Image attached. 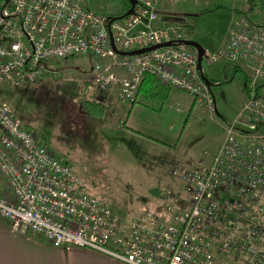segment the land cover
I'll return each mask as SVG.
<instances>
[{
    "label": "built area",
    "instance_id": "obj_1",
    "mask_svg": "<svg viewBox=\"0 0 264 264\" xmlns=\"http://www.w3.org/2000/svg\"><path fill=\"white\" fill-rule=\"evenodd\" d=\"M87 1L0 0V83L18 87L44 75L55 78L60 61L91 56L93 82L103 96L95 101L102 107L113 94L123 108L131 107L150 76L185 93L211 117L214 99L197 68L198 51L184 43L178 22L162 20L159 0H135L122 16L121 0H103V12L89 9ZM257 2L264 17V0ZM202 59L228 61L254 85L264 77V25L242 18L222 50H203ZM263 127L264 98L251 92L213 153L168 170L188 193L184 206L169 204L168 221L147 211L119 219L2 101L0 219L52 247L88 249L121 264H264V203L257 201L264 188Z\"/></svg>",
    "mask_w": 264,
    "mask_h": 264
},
{
    "label": "rangeland",
    "instance_id": "obj_2",
    "mask_svg": "<svg viewBox=\"0 0 264 264\" xmlns=\"http://www.w3.org/2000/svg\"><path fill=\"white\" fill-rule=\"evenodd\" d=\"M87 2L96 12L106 6L103 0ZM248 6V0H159L157 4L160 14L183 17L193 27L194 40L211 55L222 50L229 30L245 17ZM94 61L91 56H70L60 61L62 69L55 78L44 75L37 83L19 87L0 83V102L14 110L25 129L56 159L70 166L85 182L86 192L103 198L117 218L147 211L168 221V205L184 206L188 198L179 176L168 170L191 166L204 153H213L248 89L256 88V96L264 98V77L246 87L243 74L230 62L202 59L201 72L215 105L211 117L183 92L155 91L151 104L142 100L137 104L147 108L140 110L132 133L126 130L129 122L124 127L111 106L95 101L101 100V93L90 70ZM83 99L99 104L103 114H94ZM166 192L167 198L161 195ZM257 201L264 203V188Z\"/></svg>",
    "mask_w": 264,
    "mask_h": 264
},
{
    "label": "crops",
    "instance_id": "obj_3",
    "mask_svg": "<svg viewBox=\"0 0 264 264\" xmlns=\"http://www.w3.org/2000/svg\"><path fill=\"white\" fill-rule=\"evenodd\" d=\"M157 12L159 10L157 8ZM205 76L204 74H202ZM206 78V77H205ZM207 79V78H206ZM156 82V83H155ZM157 81L145 80L137 89L134 102L129 108L123 106L117 101L116 96L109 102L111 110L121 115V120L124 123L128 121L129 126L126 130L132 131L135 129L137 117L141 114V109L145 106H137L143 104L139 101L148 102L151 104L155 91L169 93L173 88H167ZM101 94V99H102ZM148 113V112H146ZM152 119V118H151ZM263 131V129H262ZM219 144H217L218 146ZM216 146V147H217ZM215 149V148H214ZM0 264H121L113 259H110L100 253L83 249L75 246L68 247H52L47 242L39 237L29 234H21L10 230L8 225L0 219Z\"/></svg>",
    "mask_w": 264,
    "mask_h": 264
},
{
    "label": "trees",
    "instance_id": "obj_4",
    "mask_svg": "<svg viewBox=\"0 0 264 264\" xmlns=\"http://www.w3.org/2000/svg\"><path fill=\"white\" fill-rule=\"evenodd\" d=\"M121 11L118 13L119 14V16L120 15H122L123 13H124V11H125V9L128 7V3H127V1L126 0H121ZM248 4H249V6H248V9H247V11H246V13H245V20L248 22V23H255V24H260V25H264V17H263V6L262 5H260V4H258V2H257V0H248ZM163 14H168V15H171V14H169V13H163ZM178 24L183 28V32H184V35H185V37L188 39V40H191V41H195L194 40V38H193V32H194V30H193V27L190 25V24H187V22L185 21V19L182 17V18H180L178 21ZM56 68L58 69V70H61L62 68H61V65L59 64V63H57L56 64ZM234 68V70L236 71H240L237 67H233ZM241 72V71H240ZM242 73V72H241ZM243 74V73H242ZM43 78V77H42ZM41 78V79H42ZM202 78L204 79V80H206L207 82V84H208V80L202 75ZM40 79V80H41ZM39 80V81H40ZM145 80H148V81H154V79L152 78V77H150V76H145L144 77V79H143V81H145ZM39 81H37V82H39ZM143 81H142V83H143ZM156 81V80H155ZM36 82V83H37ZM141 83V84H142ZM156 83V82H155ZM243 83H244V86H246L247 87V84H249L248 83V81H247V79H246V77H245V75L243 74ZM158 84V83H157ZM160 84V83H159ZM162 85V84H161ZM255 85V84H254ZM254 85H251V87H253ZM162 86H164V87H166V89L167 88H169V87H167V86H165V85H162ZM19 87V86H18ZM140 87V86H139ZM138 87V88H139ZM251 91H253L256 95L258 94V91L256 90V88H253V89H248V91H247V93H251ZM249 93V94H250ZM249 94H247V96H249ZM83 103L84 104H86V106H88L89 108H90V110L94 113V114H96V115H98V116H100L101 115V113H102V107L99 105V104H96V103H94L92 100H84L83 99ZM14 111V110H13ZM16 114V113H15ZM103 114V113H102ZM17 115V114H16ZM18 116V115H17Z\"/></svg>",
    "mask_w": 264,
    "mask_h": 264
},
{
    "label": "water",
    "instance_id": "obj_5",
    "mask_svg": "<svg viewBox=\"0 0 264 264\" xmlns=\"http://www.w3.org/2000/svg\"><path fill=\"white\" fill-rule=\"evenodd\" d=\"M126 1L128 2L129 7L127 8V10L122 15H127V14L131 13V11L133 9V6L135 4V0H126ZM161 18L164 21H171V22H177L179 20L178 18H176V17H174L172 15L163 14V13H161ZM184 43L186 45H189V46L194 47L198 51L199 57H198V60H197V68L199 70H201L200 56H201V54H202V52H203L204 49H202L200 47V45L198 44V42H196V41H191V40H188L187 39V40H184ZM167 44H168V42H164V43L157 44V45L150 46V47H146V48H143V49H140V50H134V51H131V52H128V53L129 54H133V53L135 54V53H139V52H142V51L151 50V49H153L155 47H159V46H163V45H167ZM204 81L207 82L206 80H204Z\"/></svg>",
    "mask_w": 264,
    "mask_h": 264
}]
</instances>
